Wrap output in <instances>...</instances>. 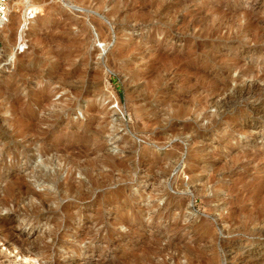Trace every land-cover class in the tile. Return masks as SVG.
Instances as JSON below:
<instances>
[{
  "label": "rangeland",
  "instance_id": "374dc122",
  "mask_svg": "<svg viewBox=\"0 0 264 264\" xmlns=\"http://www.w3.org/2000/svg\"><path fill=\"white\" fill-rule=\"evenodd\" d=\"M18 1L0 218L27 249L0 225V264H264V0Z\"/></svg>",
  "mask_w": 264,
  "mask_h": 264
},
{
  "label": "bare ground",
  "instance_id": "6f19581e",
  "mask_svg": "<svg viewBox=\"0 0 264 264\" xmlns=\"http://www.w3.org/2000/svg\"><path fill=\"white\" fill-rule=\"evenodd\" d=\"M17 1V3L18 2H20V1H18V0H11V3H10V10L14 7V6H16L17 4L15 3ZM15 3V4H14ZM28 5H30V13H28V17H27V13H25V15L23 16V18L25 19V21L26 20H30L31 18L33 19L34 17H35V15L36 14H38V12L40 11V7L38 6V5H34V4H28ZM18 6V5H17ZM29 8V7H28ZM14 9V8H13ZM16 13V12H15ZM14 13V14H15ZM11 11H10V16H13L14 15ZM32 14V16H30ZM11 20V19H10ZM33 24V23H32ZM8 26V25H7ZM7 26L3 29V30H0V34L2 35L3 34V32L6 30V28H7ZM17 35H18V37L16 38V42H18L21 38H22V32H18L17 33ZM3 36V35H2ZM1 36V37H2ZM3 38H5V37H3ZM3 41V40H2ZM204 74V73H203ZM264 78V77H263ZM55 80V79H54ZM64 80V79H63ZM66 81V80H65ZM70 81V80H69ZM259 85V84H258ZM257 85V86H258ZM253 87V86H252ZM255 88V87H254ZM242 89V88H241ZM250 89V88H249ZM253 89V88H252ZM262 90V89H261ZM249 92V91H248ZM251 92V91H250ZM263 97V96H262ZM229 98V97H228ZM240 99V98H239ZM69 101V100H68ZM217 104V103H216ZM62 105V104H61ZM64 106V105H63ZM60 107V106H59ZM62 109H63V107H61ZM224 108V107H223ZM61 109V111H63ZM68 110H70V109H68ZM44 111V110H43ZM56 113V112H55ZM58 113H60L59 111H58ZM63 113V112H62ZM55 115V114H54ZM62 114H60V116H61ZM202 116H203V114H202ZM201 115H200V117H202ZM50 117H52L51 115H50ZM58 117H59V115H58ZM211 117V116H210ZM53 120V119H52ZM212 122H214V121H212ZM99 123V122H98ZM210 125V124H209ZM36 127V126H35ZM37 128V127H36ZM10 130V129H9ZM186 130V129H185ZM98 130H96V132H97ZM189 131V130H188ZM36 132H37V130H36ZM35 133V132H34ZM94 133V132H93ZM183 133V132H182ZM186 133V132H185ZM189 133V132H188ZM1 135V134H0ZM35 135V134H34ZM183 135V134H182ZM3 136V135H2ZM100 137V136H99ZM182 137V136H181ZM93 138V137H92ZM5 140V139H4ZM42 140V139H41ZM96 141V140H95ZM9 144V143H8ZM32 147V146H31ZM42 147V146H41ZM4 148H5V146H4ZM30 148V147H29ZM34 149V148H33ZM41 149H43V148H41ZM2 150V149H1ZM62 150V149H61ZM79 150V149H78ZM77 150V151H78ZM83 150V149H82ZM88 150H89V148H88ZM23 151H25L24 149H23ZM51 151V150H50ZM71 150H69V151H67V152H70ZM85 151H87V150H85ZM26 152V151H25ZM83 152H84V150H83ZM74 153V152H73ZM72 153V154H73ZM57 154V153H56ZM71 154V153H70ZM71 154V155H72ZM78 154H79V152H78ZM77 154V155H78ZM89 155H90V153H88ZM88 154H87V156H88ZM51 155V154H50ZM60 155H62V154H60ZM64 155V154H63ZM67 155V154H66ZM74 155V154H73ZM79 155H81V154H79ZM82 155H83V153H82ZM99 155V154H98ZM69 156V155H68ZM96 156H97V154H96ZM2 157V156H1ZM65 157V156H64ZM70 157V156H69ZM98 157V156H97ZM3 158H5V157H3ZM93 158V157H92ZM107 158V156L105 157V159ZM95 159V158H94ZM97 159V158H96ZM104 159V160H105ZM110 159V158H109ZM64 160V159H63ZM72 160H74V159H72ZM71 160V161H72ZM77 160V159H76ZM84 160V159H83ZM68 161V160H67ZM94 161V160H93ZM98 161V160H97ZM95 162V163H98V162ZM100 161V160H99ZM102 161V160H101ZM106 161V160H105ZM102 162H104V161H102ZM115 162V161H114ZM70 163V162H69ZM69 163H68V166L67 167H69ZM74 163H76V162H74ZM78 163V162H77ZM77 163H76V165H77ZM80 163V162H79ZM78 163V164H79ZM94 163V164H95ZM101 163V162H100ZM105 163V162H104ZM106 163H107V161H106ZM46 165V164H45ZM51 165V164H50ZM66 165V164H65ZM71 165V164H70ZM76 165H75V168H77L76 167ZM80 165H81V163H80ZM83 165V164H82ZM88 165H90V164H88ZM99 165V164H98ZM101 165H102V163H101ZM107 165V164H106ZM47 166V165H46ZM73 166V165H72ZM72 166H70V167H72ZM78 166V165H77ZM84 166V165H83ZM93 166H96V168L98 167L97 165H93ZM104 166V165H103ZM48 167V166H47ZM47 167L45 168V169H47ZM79 167V166H78ZM89 167V166H88ZM100 168H101V166H99ZM220 167V166H219ZM74 168V167H73ZM85 168V170L87 171V168L86 167H84ZM208 168V167H207ZM68 168H66V170H67ZM98 169V168H97ZM225 168H223V170H224ZM74 170V169H73ZM72 170V171H73ZM217 170V169H216ZM90 172H91V170H89ZM93 171V170H92ZM96 170H94L93 172H95ZM102 171V170H101ZM100 171V172H101ZM113 171V170H112ZM48 172V171H47ZM58 172V171H57ZM56 172V173H57ZM76 172H77V170H76ZM75 172V173H76ZM79 172H80V170H79ZM78 172V173H79ZM82 172V171H81ZM99 172V171H98ZM99 172V175L101 174ZM213 172V171H212ZM52 174H54L53 172H51ZM60 173H62V171L60 172ZM67 173H68V171H67ZM70 173H71V170H70ZM70 173L68 174V176L70 175ZM86 173L87 172H85V175H86ZM52 174H50V175H52ZM58 174V173H57ZM72 174V173H71ZM80 174H82V173H80ZM94 174V173H93ZM213 174V173H212ZM218 174H219V171H218ZM50 175H48V176H50ZM87 175H88V173H87ZM102 175V174H101ZM222 175V174H221ZM46 176H47V174H46ZM53 176H55V177H57V176H59V175H57L56 176V174L55 175H52V177ZM104 176V175H103ZM108 176V175H107ZM107 176H106V178H107ZM213 176V175H212ZM54 177V178H55ZM67 177V176H66ZM86 177V176H85ZM93 177H96V176H93ZM98 178H99V176H97ZM214 177V176H213ZM213 177H212V179H213ZM14 178V177H13ZM16 178V177H15ZM47 178V177H46ZM48 178H50V177H48ZM59 178V177H58ZM57 178V179H58ZM77 178V177H76ZM89 180L91 179L90 178V176L89 177H87ZM97 178V179H98ZM109 178V177H108ZM111 178V177H110ZM109 178V179H110ZM52 178H50V179H48V180H51ZM64 179V178H63ZM94 179V178H93ZM97 179H96V181H97ZM100 179H101V177H100ZM17 180H19V179H17ZM54 180V179H53ZM59 180V179H58ZM89 180H88V182H89ZM99 180V179H98ZM106 180V179H105ZM15 181V180H14ZM19 181H21V180H19ZM18 181V182H19ZM46 181V180H45ZM57 181V180H56ZM72 181V180H71ZM78 181V180H77ZM86 181V180H85ZM93 181H95V180H93ZM210 181H211V178H210ZM209 181V182H210ZM216 181V180H215ZM16 182V181H15ZM53 182V181H52ZM51 182V183H52ZM58 182V181H57ZM56 182V183H57ZM70 182V181H69ZM80 182V181H79ZM105 182V181H104ZM103 182V183H104ZM108 182V181H107ZM50 183V182H49ZM54 183V182H53ZM83 183V182H82ZM101 183H102V181H101ZM205 183V182H204ZM212 183H214V180H213V182ZM2 184V183H1ZM6 184V183H5ZM27 184V183H26ZM55 184V183H54ZM54 184H53V186H54ZM58 184V183H57ZM56 184V185H57ZM66 184H67V182H66ZM71 184V183H70ZM76 184H78V183H76ZM85 184V183H84ZM100 184V183H99ZM52 185V184H51ZM64 185H65V183H64ZM89 185L90 186H92L90 183H89ZM104 185V184H103ZM102 185V186H103ZM207 185V184H206ZM17 191H18V194H17V196L19 195L20 196V198L21 197H26V199L27 198H30V202H31V200L33 201V200H39V201H41V204L43 203V202H45V201H43L42 200V196H44V195H46V196H49V194H50V190L48 191L49 192V194L47 193V191H45L46 193L44 194H39L40 192H38V193H35V192H32L31 190H30V188L28 189L25 185H24V181H21L20 183H17ZM28 186V185H27ZM49 186H50V184H49ZM67 186V185H66ZM65 186V187H66ZM79 186V185H78ZM87 186V185H86ZM31 187V186H30ZM51 187L52 186H50V189H51ZM68 188L70 187L69 185L67 186ZM66 187V188H67ZM76 187V186H75ZM81 187V186H80ZM98 187V186H97ZM62 188V187H61ZM74 188V187H73ZM5 189V188H4ZM31 189H32V187H31ZM54 189V188H53ZM52 189V190H53ZM77 189V188H76ZM81 189V188H80ZM79 189V190H80ZM85 189V188H84ZM93 189V188H92ZM56 190H57V187H56ZM55 190V191H56ZM36 191V190H35ZM64 191H67L66 189H64ZM75 191V190H74ZM77 191V190H76ZM75 191V192H76ZM89 191H91V190H89ZM97 191V190H96ZM13 192H14V188L12 187V186H10V187H8V189H7V194H6V196L4 197V199L2 198V200H1V197H0V205L1 206H3V205H5V204H7L10 200H9V198L11 197V194L13 195V197H14V194H13ZM52 192V191H51ZM67 192H69V191H67ZM79 192V191H78ZM84 192H87V191H84ZM53 193V192H52ZM55 193V192H54ZM64 193V192H63ZM57 194V193H56ZM66 194H68V193H66ZM74 194H76V193H74ZM51 195V194H50ZM73 195V194H72ZM79 195V194H78ZM94 195H95V193H94ZM93 195V196H94ZM2 196H3V193H2ZM53 196V195H52ZM58 196V195H57ZM76 196V195H75ZM73 197V196H72ZM81 197V196H80ZM83 197V196H82ZM96 197V196H95ZM63 198V197H62ZM71 198V197H70ZM19 199V198H18ZM24 199V198H23ZM22 199V200H23ZM52 199V198H51ZM25 200V199H24ZM27 200H29V199H27ZM27 200H25V202L27 201ZM59 200V199H58ZM68 200H69V198H68ZM73 200V199H72ZM34 201V202H35ZM52 201V200H51ZM76 201V200H75ZM24 202V203H25ZM29 202V201H28ZM28 202H26V203H28ZM30 202H29V205H30ZM80 202V201H79ZM84 202V201H83ZM11 203V202H10ZM14 203H15V201H14ZM21 203H22V201H21ZM20 203V205L21 206H23L22 204ZM23 203V204H24ZM32 203L33 202H31V205H32ZM36 203H37V201H36ZM17 204H18V202H17ZM34 204V203H33ZM51 205H53V202L52 203H50ZM28 205V206H29ZM43 205V204H42ZM42 205L40 206V207H42ZM61 205V204H60ZM21 206H19V207H21ZM37 206H38V204H37ZM44 206H45V204H44ZM5 208H6V206H4ZM4 207H2V208H4ZM30 207V206H29ZM34 207H36V206H34ZM51 207V206H50ZM55 207V206H54ZM53 206H52V209L54 208ZM61 207V206H60ZM71 207V206H70ZM1 208V207H0ZM2 208H1V210H2ZM12 208H14V205H13V207ZM21 208H23V207H21ZM25 208H26V206H25ZM32 208V207H31ZM17 208H15V210H16ZM18 209H20V208H18ZM24 209V208H23ZM30 209V208H29ZM28 209V210H29ZM41 209V208H40ZM49 209V208H48ZM0 210V211H1ZM5 210V209H4ZM3 210V211H4ZM6 210H8V211H10L9 209H8V207H7V209ZM5 210V211H6ZM22 210V209H21ZM32 210V209H31ZM59 210V209H58ZM17 212L16 213H19L18 212V210H16ZM20 211V210H19ZM34 211V210H33ZM36 211H37V209H36ZM48 211V210H47ZM49 211H51L52 212V210H49ZM2 212V211H1ZM32 212V211H31ZM59 212V211H58ZM65 212V211H64ZM19 214H21V212L19 213ZM26 214H28V213H26ZM54 214H55V212H54ZM38 216V215H37ZM26 217V216H25ZM35 217V216H34ZM30 218V217H29ZM38 218V217H37ZM12 221H13V216L11 215V213L9 214V215H5V217L3 216V218H0V225H1V227H2V229H4V231H2V232H5V233H3L4 235V240L6 241H4V240H2V241H4L5 243H6V245H8V247H9V245H17L18 247H20L21 249H22V253H24L25 252V249H23V247H26V246H24V241L21 239V238H19V234L17 235V233H16V231L12 228V227H10V225L12 224ZM264 222V221H263ZM62 225V224H61ZM65 225V224H64ZM14 226V225H13ZM54 227V226H53ZM64 227V226H63ZM67 227V226H66ZM1 230V229H0ZM52 231H53V229H51ZM54 230H55V228H54ZM58 230H60V229H58ZM57 230V231H58ZM50 233V232H49ZM57 233V232H56ZM54 234V233H53ZM49 236V235H48ZM53 236H55V235H53ZM56 238V237H55ZM52 240H53V238H52ZM60 240V239H59ZM151 242V241H150ZM27 245V244H26ZM10 248V247H9ZM20 249V250H21ZM26 249H27V247H26ZM29 249V248H28ZM36 249V248H35ZM75 249V248H74ZM148 249V248H147ZM29 251V250H28ZM79 251V250H78ZM148 251V250H147ZM151 251V250H150ZM153 252V251H152ZM156 252V251H155ZM154 252V253H155ZM148 254V253H147ZM158 254H159V252H158ZM21 255H23V254H21ZM27 256V255H26ZM147 256V255H146ZM24 257V256H23ZM148 257H150V256H148ZM132 258V257H131ZM142 258H144L145 260H146V258L145 257H142ZM143 260V259H142ZM129 261V260H128ZM148 261V260H147Z\"/></svg>",
  "mask_w": 264,
  "mask_h": 264
},
{
  "label": "built area",
  "instance_id": "2783aa9c",
  "mask_svg": "<svg viewBox=\"0 0 264 264\" xmlns=\"http://www.w3.org/2000/svg\"><path fill=\"white\" fill-rule=\"evenodd\" d=\"M11 0H0V30H3L9 23Z\"/></svg>",
  "mask_w": 264,
  "mask_h": 264
}]
</instances>
